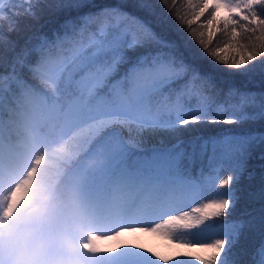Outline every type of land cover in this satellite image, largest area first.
I'll return each mask as SVG.
<instances>
[{"label":"snow or ice","instance_id":"obj_1","mask_svg":"<svg viewBox=\"0 0 264 264\" xmlns=\"http://www.w3.org/2000/svg\"><path fill=\"white\" fill-rule=\"evenodd\" d=\"M45 2L0 0V163L6 117L32 127L60 118L75 150L66 158L77 160L100 209V226L83 243L95 264H264V177L247 190L249 207L220 219L236 214L249 161L264 168V130L252 127H264V90L219 88L139 14L155 16L153 0L99 8L51 0L66 18L51 33L26 34ZM155 2L215 65L264 73V0ZM221 32L227 41L213 48ZM209 124L236 128L204 136ZM36 171L0 197V239L24 220ZM125 234L170 244L161 252L121 241Z\"/></svg>","mask_w":264,"mask_h":264},{"label":"rangeland","instance_id":"obj_2","mask_svg":"<svg viewBox=\"0 0 264 264\" xmlns=\"http://www.w3.org/2000/svg\"><path fill=\"white\" fill-rule=\"evenodd\" d=\"M49 119L42 118L39 127H32L25 121L18 120L21 131L17 132L18 137L15 140L19 142V145L10 153L8 152L9 157L3 155L2 163H0V197L13 191L17 184L27 178L29 172L37 169L33 185L27 200L20 207L19 215L25 221L34 222L46 228L54 236L61 252L62 264H95L91 254L84 250L83 243L88 232L98 228L100 224L96 221L93 212L85 209V205L88 203L99 206L87 194L81 168L76 159L71 162L68 169L61 165L60 172L66 173L65 186L68 199L64 200L56 195L57 188L62 187L63 183L57 182L58 171L57 175L54 172L46 173V161L58 151L68 150L71 144L64 135L63 120L55 118L58 124L53 126L49 123L55 124L54 120ZM164 140L168 139L164 138ZM37 161L40 162L37 163ZM5 165L8 169L11 168L12 173H15L14 177L9 178L2 172ZM40 217L42 221L38 223ZM121 241L138 242L153 248L159 247L160 251H167L170 244L161 236L143 234L138 239L134 235L125 234ZM118 242L120 241H110L107 244L115 246Z\"/></svg>","mask_w":264,"mask_h":264},{"label":"trees","instance_id":"obj_3","mask_svg":"<svg viewBox=\"0 0 264 264\" xmlns=\"http://www.w3.org/2000/svg\"><path fill=\"white\" fill-rule=\"evenodd\" d=\"M90 4L94 8L104 7L108 5H114L118 2H125V0H89ZM195 2V0H193ZM51 3V0H46L44 4L41 5V11H40V19L38 22H35L32 25L31 31L26 34H31L33 32L42 31L45 33H51L53 29L57 28L58 25L62 20L66 18L68 13L66 12H53V10L48 6V4ZM155 9H156V15L152 17H147L146 13H139L140 15L146 16L147 19H149L155 29L160 33V35L165 40L175 41L179 47L180 51L184 54V57L186 60H188L190 63H195L203 72H209L211 73L214 78L217 86L222 89H227L229 87H236L241 90H251V91H261L264 90V73L261 72V69L259 67L256 68L254 72H250L246 75L239 74L238 70H230L227 69L223 65H215V63L207 56L204 55L200 47L195 43V41L189 36L188 32L183 28V26L173 19L167 12H164L163 9L159 6L158 3L153 0ZM181 13L186 11L187 9L185 7H180ZM88 9H85V11ZM132 11H136L135 8H131ZM75 13H73L74 15ZM195 28L196 25H193ZM199 31V29H197ZM227 41V35L223 32L219 33L214 37V41L212 44L213 48H216L218 46H222ZM244 43H247V39L243 41ZM254 64H258V61H254ZM54 120L53 123H49L50 125L56 126L58 124V121L55 120V117L50 118ZM49 119V120H50ZM252 127L255 128H261V130H264V127L260 125H252ZM236 128L235 125H225V124H217V125H206L203 126L200 130V132L204 136H216L221 134L226 129H233ZM19 130L18 126V120L12 125H9L7 122V117L5 118V128H4V136L6 138V141L8 142H14L12 140L13 136L17 134V131ZM16 132V133H15ZM197 133H190L186 134L184 139H187L190 135H196ZM69 143L72 145V142L69 141ZM156 143L155 140L151 141L150 144ZM165 144H168V140H164ZM71 146H69V149L66 150H60L55 155L50 157L46 161L45 170L46 173L50 174L51 172H54L57 174L58 171V177L63 180L65 176V172L61 173V165H63L66 169L70 166V163L75 159L73 158L71 161H69L66 158V153L70 150ZM74 150V149H71ZM75 151V150H74ZM200 167L199 164H196L193 167V174H197V169ZM252 173L253 179L250 181L247 179V174ZM248 173L245 174L244 177L241 178L239 187L244 190V193L241 197L240 202L236 206V214L229 218V217H221L220 219H235L236 216H238L242 211H244L245 208L249 207V204L246 200L247 190H255L260 187L261 184V178L264 177V168H261V162L256 159L254 156L248 164ZM228 173L225 172L223 175H227ZM223 175L221 178H223ZM64 185V184H63ZM216 238H222V237H216ZM155 249L160 251L159 247H155ZM165 250H161V252H164Z\"/></svg>","mask_w":264,"mask_h":264},{"label":"clouds","instance_id":"obj_4","mask_svg":"<svg viewBox=\"0 0 264 264\" xmlns=\"http://www.w3.org/2000/svg\"><path fill=\"white\" fill-rule=\"evenodd\" d=\"M0 264H62L61 252L46 228L23 220L0 239Z\"/></svg>","mask_w":264,"mask_h":264},{"label":"bare ground","instance_id":"obj_5","mask_svg":"<svg viewBox=\"0 0 264 264\" xmlns=\"http://www.w3.org/2000/svg\"><path fill=\"white\" fill-rule=\"evenodd\" d=\"M9 183H10V182H9ZM9 183H8V184H9ZM94 225H95V224H94Z\"/></svg>","mask_w":264,"mask_h":264}]
</instances>
